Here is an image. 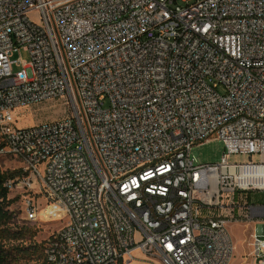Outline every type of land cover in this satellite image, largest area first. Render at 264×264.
<instances>
[{
  "label": "built area",
  "instance_id": "obj_1",
  "mask_svg": "<svg viewBox=\"0 0 264 264\" xmlns=\"http://www.w3.org/2000/svg\"><path fill=\"white\" fill-rule=\"evenodd\" d=\"M181 1L0 0V155L22 163L6 186L28 221L60 222L53 264H230L231 222L256 224L264 264V0ZM64 96L69 116L18 126ZM212 138L223 161L199 164Z\"/></svg>",
  "mask_w": 264,
  "mask_h": 264
},
{
  "label": "rangeland",
  "instance_id": "obj_2",
  "mask_svg": "<svg viewBox=\"0 0 264 264\" xmlns=\"http://www.w3.org/2000/svg\"><path fill=\"white\" fill-rule=\"evenodd\" d=\"M179 4H184L179 0ZM31 18L38 24H43L41 20L40 11H34ZM16 57H20L17 54ZM28 54L23 53V58L28 59ZM68 98L66 96L48 100L39 104H34L25 108H20L15 112V117L18 120L19 127H32L44 122L62 119L69 116L70 110L67 104ZM226 153L225 143L217 138H212L208 141L195 145L192 149V155L197 158L199 164H213L223 161L224 154ZM231 163H246L250 161H260V156L254 154H233L229 157ZM0 168L3 171H14L22 168V163L19 159L10 155H0ZM252 199L259 203L264 204L263 192H252ZM13 209L17 213L13 220V227H27L37 230L35 241L38 244L45 243L48 236L57 230L61 224L54 221L52 223H35L26 219L23 211L22 194L20 190H13L10 193V198L18 197ZM255 223L247 222H231L229 230L234 240V254L230 264H254V248H253V234L255 233ZM44 247V246H43ZM135 259L130 264H163L162 261L155 257H149L143 252H134Z\"/></svg>",
  "mask_w": 264,
  "mask_h": 264
},
{
  "label": "trees",
  "instance_id": "obj_3",
  "mask_svg": "<svg viewBox=\"0 0 264 264\" xmlns=\"http://www.w3.org/2000/svg\"><path fill=\"white\" fill-rule=\"evenodd\" d=\"M3 147L0 141V149ZM21 174L22 169L3 171L0 168V264H53L45 254V243L35 241L37 230L12 226L17 215L13 206L19 196L10 198L12 190L6 182Z\"/></svg>",
  "mask_w": 264,
  "mask_h": 264
},
{
  "label": "crops",
  "instance_id": "obj_4",
  "mask_svg": "<svg viewBox=\"0 0 264 264\" xmlns=\"http://www.w3.org/2000/svg\"><path fill=\"white\" fill-rule=\"evenodd\" d=\"M137 251H138V252H142V251H140V250H138V249H136L134 252H137Z\"/></svg>",
  "mask_w": 264,
  "mask_h": 264
}]
</instances>
